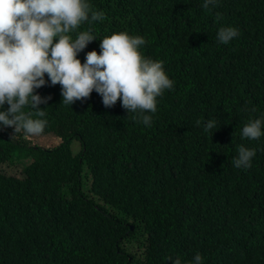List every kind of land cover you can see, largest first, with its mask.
Returning <instances> with one entry per match:
<instances>
[{
    "label": "trees",
    "instance_id": "trees-1",
    "mask_svg": "<svg viewBox=\"0 0 264 264\" xmlns=\"http://www.w3.org/2000/svg\"><path fill=\"white\" fill-rule=\"evenodd\" d=\"M90 4L106 19L77 29L97 39L82 64L126 31L145 39L141 52L164 62L174 87L157 98L151 127L95 91L70 106L59 84L37 90L51 97L40 105L48 142L0 128V264H189L196 253L204 264H264V137L241 134L264 115V0ZM222 26L239 37L219 44ZM241 145L257 150L249 169L233 166Z\"/></svg>",
    "mask_w": 264,
    "mask_h": 264
},
{
    "label": "clouds",
    "instance_id": "clouds-1",
    "mask_svg": "<svg viewBox=\"0 0 264 264\" xmlns=\"http://www.w3.org/2000/svg\"><path fill=\"white\" fill-rule=\"evenodd\" d=\"M218 4L219 0H203L202 6L208 9ZM104 19L105 13L93 11L90 0H0V128L41 135L47 120L40 105L51 97H41L37 90L47 82L61 86L66 105L89 98L95 91L105 108L119 100L138 123L151 127L157 98L172 90L175 81L169 78L163 61L143 55L145 39L126 31L104 37L99 54L87 52L82 64L79 54L97 39L91 30L77 29L85 22ZM239 35L237 28L222 26L216 40L227 45ZM28 105L41 118L26 115L23 109ZM216 126V120H209L204 131L212 132ZM241 134L249 141L264 137V115L249 119ZM256 153L255 148L241 145L233 166L251 168ZM172 264L183 262L177 257ZM189 264H204V259L196 253Z\"/></svg>",
    "mask_w": 264,
    "mask_h": 264
},
{
    "label": "rangeland",
    "instance_id": "rangeland-1",
    "mask_svg": "<svg viewBox=\"0 0 264 264\" xmlns=\"http://www.w3.org/2000/svg\"><path fill=\"white\" fill-rule=\"evenodd\" d=\"M51 136L48 134H45V136H43V135L33 136V140L36 142V144H45V142H48V140H49V138H51ZM53 141H56V139L52 137L51 142H53ZM49 144L53 145L54 143H49ZM39 146H43V145H39ZM1 170L7 174H16L18 172V169L16 167H11V166L10 167L9 166H3V167H1Z\"/></svg>",
    "mask_w": 264,
    "mask_h": 264
}]
</instances>
